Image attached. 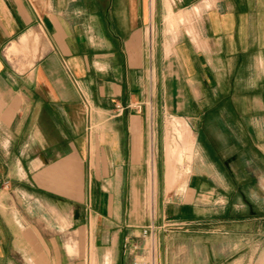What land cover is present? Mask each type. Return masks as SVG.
Listing matches in <instances>:
<instances>
[{
    "label": "crops",
    "instance_id": "obj_1",
    "mask_svg": "<svg viewBox=\"0 0 264 264\" xmlns=\"http://www.w3.org/2000/svg\"><path fill=\"white\" fill-rule=\"evenodd\" d=\"M151 22L182 139L167 185L203 136L167 208L139 106ZM163 217L188 225L157 235L159 264H264V0H0V264H131Z\"/></svg>",
    "mask_w": 264,
    "mask_h": 264
},
{
    "label": "rangeland",
    "instance_id": "obj_2",
    "mask_svg": "<svg viewBox=\"0 0 264 264\" xmlns=\"http://www.w3.org/2000/svg\"><path fill=\"white\" fill-rule=\"evenodd\" d=\"M159 27L160 25L158 23L151 22V23H147L144 28L145 48H146L148 57L150 59L149 62L152 65V68L150 67L152 73L150 72L151 79L149 78L150 87L148 88V93L146 94V97L144 100H142L141 102L139 101V106H143L144 110H146L148 114V119H149V126L152 129V131H154L156 127L158 130V133H157L158 139H159L158 141L159 160L158 161H159V164H161L162 162V165H163L162 175H164V181H163L164 190L162 194L163 200L159 198V201L161 200L162 203H164L165 208H167L171 203H173L176 200L179 201L180 203L183 201L181 198L183 197V195H185L184 189L186 187L187 177L191 169L189 165L192 163L193 159L195 158L194 152L198 160L203 155V145H202L203 141L201 140L203 136H200V141H199V145L197 149H195V145H194L193 157L191 159L187 157L188 155L187 152H184L183 160L173 162L175 180L172 186L167 185V182H165V178H166L165 175L167 176V171H168L167 154H166V137L169 136V134L171 135V137L173 138V142L176 144L177 153L180 152L181 147L179 146L178 143H181L182 139L178 135V132L176 131L177 124H176V119H174L176 116H173L174 113L171 112L170 108H168L167 104L164 102V99L163 98L161 99V94H160L161 88L159 86V79L157 77L158 70L156 71L157 69L156 56L158 55V48L160 44L158 37H157ZM161 28H164V23H162ZM164 33L165 34L167 33L165 31V28L164 30L162 29V34ZM162 42H164L163 38H162ZM154 67L155 69H153ZM155 77L157 80V84H155ZM85 104L89 110L88 113L91 114L93 112V107H94L93 103L86 99ZM126 108H131V106L128 107V106L116 104L114 108L115 109L114 115L122 114L126 110ZM197 126L200 127L202 125L199 124ZM89 128H91V125H89ZM213 137L217 138V135L211 136V138ZM194 141H195V137H194ZM203 170L204 169L200 167L198 172L202 173ZM160 173H161V167L159 165V175ZM150 186H151V189H150V195H149V202H150V209L152 210V207L154 204V200L152 197H153V194L155 193V189H153L152 183L150 184ZM154 188H155V184H154ZM201 198L202 200L207 199V198H204V196H201ZM216 200H218V197L216 198ZM163 220H164V224L166 225V229L164 232H159L160 234H166L173 230L182 229L184 227H187L188 225V222L186 221L168 218V217H163L162 221L159 223H149L148 225L150 224L161 225Z\"/></svg>",
    "mask_w": 264,
    "mask_h": 264
},
{
    "label": "built area",
    "instance_id": "obj_3",
    "mask_svg": "<svg viewBox=\"0 0 264 264\" xmlns=\"http://www.w3.org/2000/svg\"><path fill=\"white\" fill-rule=\"evenodd\" d=\"M164 220L161 225L150 224L142 228L143 244L131 249V264H159V241L157 235L164 232Z\"/></svg>",
    "mask_w": 264,
    "mask_h": 264
},
{
    "label": "bare ground",
    "instance_id": "obj_4",
    "mask_svg": "<svg viewBox=\"0 0 264 264\" xmlns=\"http://www.w3.org/2000/svg\"><path fill=\"white\" fill-rule=\"evenodd\" d=\"M168 138H170L169 136H168ZM185 144V143H184ZM174 146V145H173ZM186 146H187V149L189 150V151H192V149H193V146H192V143H186ZM168 148H170V145H169V142H168ZM167 154H169V153H167ZM167 157H168V155H167ZM169 160V159H168ZM169 165H170V163H169ZM171 166V165H170ZM171 168V167H170ZM171 171V170H170ZM169 174H171V172H168Z\"/></svg>",
    "mask_w": 264,
    "mask_h": 264
}]
</instances>
